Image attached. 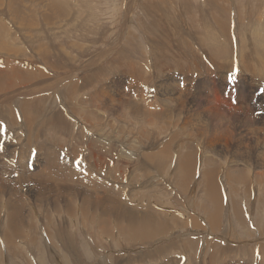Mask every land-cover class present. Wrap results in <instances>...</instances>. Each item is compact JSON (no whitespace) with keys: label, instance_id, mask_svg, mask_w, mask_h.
<instances>
[{"label":"bare ground","instance_id":"1","mask_svg":"<svg viewBox=\"0 0 264 264\" xmlns=\"http://www.w3.org/2000/svg\"><path fill=\"white\" fill-rule=\"evenodd\" d=\"M27 1H30V0H27ZM38 1H36L37 4L39 3ZM68 1L67 0H51L50 8L52 11L49 13H51V14L53 13V14L52 15L48 14V17H49V15L53 16L54 14H55L56 18H59L57 15H59L61 17L60 14H62V16H63L64 13L68 12L67 9H69V8H67L68 4H66V2H68ZM73 2H75V1H73ZM73 2L71 4H73ZM126 2H124V3H126ZM157 2H159V3H156L154 1L150 2L149 4L147 3V5L144 7V10H146L145 11L146 22L150 23V25H153V28H151L152 30L150 28H148L149 30L146 29L147 33L144 31L147 34L146 38L148 40H150L149 38H151V37L148 36L149 33H154L153 34L154 38H157L160 41V39L162 38V30H161L162 28H159V26L162 25L161 21L163 22V19H164V22H166L167 20H169L171 18L173 21H171L168 24L170 29L168 31H166V32H168V34L170 33L172 35V37H174V40H173L171 45L183 44L180 34H182L186 37L188 36L189 38H191V35L189 34V32L184 30V28L182 27V24L178 21L180 14L176 9L177 7H175L176 5L175 6H166V5L163 6V4H162L163 1L161 2V0H157ZM189 2H190L189 0H183V2L181 4V12L185 11V10H190L189 6H191V4H189ZM219 2H221V0ZM31 3H32V1H31ZM121 3H122V1H121ZM124 3H123V5H124ZM172 3H174V2H172ZM216 3L218 4L217 1H216ZM221 3H223V2H221ZM25 4H29V3L26 2ZM25 4H24L23 0H0V41H1L0 42V51H1V53H3L2 51H4L6 53V54H4L5 56H7L8 53H9V55L11 53H13V54L17 53L19 51V48H20L19 47L20 42L19 43L17 42L19 44L18 45L13 40L12 42H14V44H16V45H13L11 43V41L9 42L10 39L6 38L7 33H9V31H8L9 27L7 29V25H6L7 22L5 20L7 17L5 18L4 16L8 15L11 18V23L13 25H16L18 29H22V30L23 29H29V27L32 25V23L30 24V20L24 18V17H26L25 13L29 12L28 11L29 7H27V5H25ZM75 4H73V5H75ZM77 4H78V2H77ZM223 4H221V6ZM30 6H31V4H30ZM131 6H133V5H131ZM215 6H217V5H215ZM219 6H220V4H219ZM219 6H217L216 9ZM25 7H27V8H25ZM35 7H37V6L34 5V7H33L34 10H35ZM121 8H122V6H121ZM25 9H28V10H25ZM77 9L75 10V8H74V10L77 12V14H79L81 11L77 10ZM224 9H226V8H224ZM32 10H30V16L32 14L31 13ZM36 11L39 13V9H37ZM73 12L74 11H72L71 13L73 14ZM34 13L35 12H33V14ZM56 13H57V15H56ZM123 13L125 14L126 12H123ZM220 13H223V12L220 11ZM183 14H185V12ZM218 14H219V12H218ZM65 15H67V14H64V18L66 17ZM185 15H187V14H185ZM35 16L37 17L38 15H35ZM35 16L33 15L32 17H35ZM89 16H90V14H89ZM89 16H87V17H89ZM142 16H143V14H142ZM224 16H225V14L223 15V18H224ZM44 17H47V15L42 16L41 19ZM70 17H72V16L70 15ZM52 18H54V17H52ZM182 18L184 19L183 16L181 17V19ZM203 18H205L204 14H203ZM253 18H255V17H253ZM30 19H32V18H30ZM61 19H63V18L61 17ZM248 19H250V18H248ZM252 19H250V20H252ZM256 19H257V17H256ZM42 20L45 21L46 19L44 18ZM42 20H40V21H42ZM67 20H68V17H67ZM69 20H68V22H70ZM245 21H247V20L245 19ZM254 21H256V20H254ZM254 21H253V23H254ZM74 22H73V24H74ZM123 23H125V22H123ZM190 23H192V22H190ZM253 23L252 24L247 23V25L241 26V29H242L241 32L242 33H239V34H241L240 38L238 40L239 45H235L232 42L233 35L229 31L231 24H229V27L227 30V25L221 23L220 24V30H218L216 28V21L210 22V21L205 20L206 27L211 29V30L212 29L217 30L218 33H220L224 39L219 41V42L212 44V49L209 48L208 53H201L200 57H194L193 55L189 54L192 61L190 63H187V61H186L184 66L182 65L183 63H182L181 58H180L181 62L180 61H178V62H180L182 64H181V67L179 66L177 68L179 69V72H182V73L186 72V75H180L182 77L185 76V78L181 79V78H179V75L174 76L173 74H171V75L167 74V76H170V78H169L170 84L172 82H175V81H177V82H176V84H174V87L171 90L167 91L168 90L167 89V90H165L167 92H163V93L162 92L160 93L157 91V89L161 90L160 85L162 82H159V83L157 82L155 84V81H157L159 75H161L159 73L163 74V71L161 70L157 73V76H158L156 78L157 80H155L152 84H150L151 81L150 82L148 81L149 84H147V82L145 83V80H144V82H142L143 81L142 78H144V76L141 77V75H142L141 73L143 71L142 69H144L145 67L143 68V66H142V69H140L142 71L140 73L139 72L140 70H138V68H137V62H139V61L136 62L135 59H137V58H134L133 53H132V51L134 49L132 50L131 47H133V46L127 47V49L124 51L120 50L119 53L116 52V54L118 53V56L116 57V59L113 58L114 61H112V62L113 63L116 62L117 64H111V65H115L118 67L122 66V68H123L122 71H125L127 73V75L129 76V79H126L124 81L121 80V86L122 87L124 86V85H122V83L125 84V87H123L122 90L119 91L117 88L114 90L117 92L116 94H117L118 98L114 97L115 94L114 95L108 94L107 93V86H104L103 83H101L102 84L101 85L100 82H98L100 84L99 87L97 84H95V86H97L98 88L93 89V91H89L88 90V86H90L89 81L88 82L73 81V80H71V78H69L70 75H64V76H59V77L56 76V77L48 78L47 73L44 71V66L43 67L36 66V67L32 68V67H30V64L27 63V61H24V59L16 58V57H19L20 54L17 56L16 55H11V56L8 55L9 57L8 56L3 57V54H2L1 55L2 58L0 57V120H1L0 121V129L2 130V128H6L5 133L7 134L6 136H8V139H6L4 136L5 140L0 141V157H5V161L10 160L9 164L11 167H12V165H11L12 161H13V165H15V162L17 163L16 168L18 169V172H19V177H20L19 179L22 178L21 180H23V178H25L28 180L27 182H29V181H31L30 179L32 178L33 179L32 182L35 180V182L38 186L41 185V186H39L40 189L43 187H45V188H43V190H38L37 192H35V190L33 191L31 188H28L27 186L26 187L28 189H21L20 188V186H22V183L20 182L21 180L19 181V183L17 182V184H19L18 187H15V184L10 185L12 181H10L9 185L6 184V183H9L7 181L11 180L10 179L11 176L9 173H5V170L3 169L4 166L0 164V250H1V252L3 251V253H2L3 258L1 257L3 260L0 259V263L10 264V261L13 257H19L22 259L23 258L22 255H24V254H23V250L19 251L20 247L22 249L25 248L26 250L30 251L29 254H33L36 249L34 248V250H33L31 248L32 245H30V244L32 241L35 242L38 239H41V240L44 239L43 241L47 242V244L45 245V247H47V248H45L44 252H45L46 258L50 264H58L57 259L59 258V256L61 257V255H62L61 252L65 251L68 253V255H70V252L78 253V251H74L75 248L73 247V241H74L73 236H75L74 231L71 230V225L67 223V219H69V218L73 219L74 214L76 212H77V214L80 215L77 217V218L80 217V219H78L77 221H78V223L81 222L82 226H84V229H85V225L83 224V222L89 221L88 222L89 227H91V226L94 227L102 236L107 237L109 235L112 236L113 234H115V236H117L119 238L120 237L123 238L125 242L131 243V245L132 244L134 245L135 244L134 242H136V243H138V245H140L139 243L142 244L143 242L145 243L147 241L148 242L150 241L149 242V244H150L151 242H153V241H151V239L153 237H156V235H158V234H166L173 228L182 227L184 229L187 226H190L191 228H196V229H190V230L196 231L198 229V227H202L200 220L197 219L196 218L197 216L195 217L194 216L195 214L191 211L189 213H187L188 214L187 216H189V218L187 219V216L185 215L186 213L184 214L183 212H178V211L175 212L173 210L171 212H168V211L166 212V211H163V209H164V207H166V205L163 206V205H161L160 202H159L160 205H158L159 203L157 204L156 201L153 202L154 204L151 202V200L153 198L155 199L157 194L155 193V191L153 189L151 190L150 187H152L154 184L152 183V180H150L148 178V176L149 175H152V176L155 175L154 174L155 171H157V173L158 172L162 173L163 170L164 171L169 170L168 173L170 174V176L172 175L173 178L171 179L172 176L170 177L168 174L169 178L167 179L166 183L168 185H170L171 188H172V184L175 183L173 185L177 186V188L180 190V194L181 193L185 194V197H183V198H185V200H182L183 198L179 195V193H176L174 195V198L177 199L176 202H178V203L180 202L179 205H182L183 207H184V203H185L186 207L188 206L187 203L188 204L191 203V197H192L191 194L193 193L194 190L198 189V191L201 193V196L203 198L201 200V198L198 196L201 200V203H206L205 206L209 207V210L207 209L208 211L206 212V217H204L206 220L205 219L204 220L206 221V224H208V228L210 231L217 232L216 230L220 229L219 227H220V221L221 220L225 221V226L228 225L229 222H235V224H236L235 218L236 217H237V219L240 218L239 213H240L241 208H240V205L237 206V205L233 204L232 200H236V197L240 192L239 191L240 185L242 187V191H241L242 196H244V197H247V196L251 197L252 196V200H253V197L258 194V191L262 189L261 187L264 188V180H262V178L264 177V115L262 114L264 111V90L258 96V98L256 100V102H259L262 105V108L260 107V109H259V114L256 117L254 116L256 118L254 120V122L256 123V127L254 126L255 128L254 127L244 128L241 130L242 135L244 137H246L247 140L251 139V140L255 141L256 143H259L258 147L256 148L257 151L253 153L254 156L251 154L252 151L247 150L248 149V147H247L248 143H244V141L240 137H236L234 142H232L231 140H229L226 137L227 132H223V133L219 132V133H215V134H209L206 132L205 136L202 137L204 140L203 139L202 140L197 139V138L190 136V135H189V137L184 138V139H181V138L176 139V138H179L177 136V134H172L173 132L171 134L170 133L167 134L166 133L167 129H165L166 135L163 136L164 133L162 134V132H161L160 135H162V136H159L153 130H151L155 126L152 127V125H151L152 128L150 127L151 129H149V127L146 125L148 123H150L151 120H153V122H152L153 124H155V122L157 124V122L160 121V125L164 130V128L168 127L169 123L171 124L170 120L173 119L175 121V124L177 125V127H179V129H183V131L186 130V125L190 120L187 119L186 116L182 117V113H184V105L188 102L187 99L189 97H192V96L200 93L195 88L199 87L201 89V87H203L202 88L203 91H206L209 93L210 92L215 93L216 91L223 88V78H225L227 76H230V77L233 75L238 76V77L241 76L240 82L244 83L250 87V89L248 91H246L247 97H248V94L252 91V88H254L255 85L261 83V79H264V29H262L260 27V25H259V27H258V25L256 26L255 25L256 22L254 24ZM87 24H88V21H87ZM74 25L76 26V24H74ZM125 25L127 26V24H125ZM154 26L157 28H155ZM262 26H263V24H262ZM38 27L39 26H37V28ZM127 28H128V26H127ZM32 29H34V28H32ZM63 29H65V28H63ZM95 29H92V30H95ZM123 29H125V28H123ZM196 29H198V27ZM239 29H240V27H239ZM92 30H90V31H92ZM199 30L201 31V29H199ZM18 31L19 30H17L16 32H18ZM35 31H37V30H35ZM107 31H109V30H107ZM238 32H237V34H238ZM34 33H36V32H34ZM130 33H127V34L129 35ZM215 33L217 34V32H215ZM245 33H247V34H245ZM16 34H19V33H16ZM23 34H25V32ZM90 34H93V32H91ZM94 34H96V33H94ZM122 34H124V33L122 32ZM251 34L253 35V37L251 36ZM258 34L260 35L261 38H259ZM27 35H31V34L29 33ZM79 35H80V33H79ZM213 36L215 37V35H213ZM218 36H219V34H218ZM14 37L12 39H14ZM16 37H17V35H16ZM131 37L133 38L132 35L131 36L126 35L125 37L122 36L123 40H125L127 38H131ZM246 37H249V38H246ZM198 38H200V37H198ZM208 38H210V37L202 36L201 39L197 42L198 43L197 45L201 46V45L206 44L205 42L207 41ZM215 38L217 40V37H215ZM80 39H79V41H80ZM115 39H116V37H115ZM117 39H119V38H117ZM218 39H219V37H218ZM220 39H222V38H220ZM82 41H84V40H82ZM126 41L127 40H125V42ZM117 42H118V40H117ZM165 42H167V41H165ZM22 43H23V41H22ZM160 43H161V41H160ZM75 45H77V44H75ZM121 45H122V43H121ZM28 46L35 48L36 54L38 55V60H37L38 63H41L42 65L48 64L49 69H52V70L57 69L58 70V69H60L59 65H61V66L64 65L61 63L59 64L58 57H55L53 63H50L48 60L50 59L51 55L49 54L48 50L46 48H44L42 45H33L32 44V45H28ZM79 46L80 45L78 43V46L76 47L77 50H79L78 49V48H80ZM161 46L163 47V45H161V44L160 45H154V44L152 45L153 48H157V47H161ZM180 46H182V45H180ZM22 47H24V45ZM22 47L20 49L21 51L23 49ZM90 47H92V46H90ZM24 48H26V47H24ZM128 48H130V49H128ZM135 48L138 49V45L135 46ZM205 48H206V45H205ZM81 49H84V48L81 47L80 50ZM97 49H99V48H97ZM97 49H95V50H97ZM23 50L27 51V49H23ZM92 50H93L92 52L95 51L94 48ZM103 50H105V49H103ZM188 50H190V49H188ZM26 51L21 52V53H26ZM130 51H131V55H130ZM134 51L136 52L137 50H134ZM154 51H156V50H154ZM154 51H153V54H154ZM182 51H183V49H182ZM103 52L106 53V51H103ZM95 53H97V52H95ZM108 53H109V51H108ZM138 53H137L138 56H136V57H138V60H139V59H141L140 58L141 54L139 53L140 54V56H139ZM79 54H80V52H79ZM156 54H157V51H156ZM159 54H161V53H159ZM183 54L185 55V58H186L187 55L185 53H183ZM21 55H23V54H21ZM77 55H78V53H77ZM109 55H112L111 52L109 53ZM81 56L83 57V55H81ZM106 56L107 55H105L103 57L106 58ZM146 56L144 58H147ZM153 56L150 57V59H152ZM161 56H162V54H161ZM175 56H177V55H175ZM148 57H149V54H148ZM86 58H87V56H86ZM162 58H163V56H162ZM25 59H27V58L25 57ZM92 59L94 60V58H92ZM154 59H155V57H154ZM159 59H161V58H159ZM170 59H172V58H170ZM227 59H228V61H229V59L232 61L233 66L225 64ZM93 60H91L92 61L91 65L94 63ZM141 60L139 63L142 62ZM177 60H178V58H177ZM82 61H84V60H82ZM89 61H90V59H89ZM72 62H74V61L72 60ZM98 63L101 64L100 62H98ZM108 64H110L109 61H108ZM142 64H143V62H142ZM150 64H153V63H150ZM169 65H171V64H169ZM96 66H97V64H96ZM160 66H162V65H160ZM103 67L106 68V66H103ZM174 67L176 68V66H174ZM236 67H239L241 69L240 75L237 73ZM75 68H77V67H75ZM159 68H158V70H159ZM72 69H73V67H72ZM90 69H91V67H90ZM112 69H114V68H112ZM85 70L87 71V70H89V68L85 69ZM108 70H110V69H108ZM145 70H146V68H145ZM150 70L151 69H149V71ZM152 71H153V69H152ZM91 72H92V70H91ZM103 72L104 71H102V73ZM150 72H148V73L150 74ZM102 73H100V74H102ZM139 73H140L141 78L139 77ZM151 74H153V73L151 72ZM164 74L162 76H164ZM104 75H105V73H104ZM97 76H98V74H97ZM150 76L152 77V75H150ZM162 76H160V78ZM93 77L94 76H92L91 78L93 79ZM136 77H138V78H136ZM126 78H128V77H126ZM141 79H142V81H141ZM216 79H218V80H216ZM153 80H154V78H153ZM197 80H202V81L198 82ZM101 81H102V79H101ZM95 82H97V81L95 80ZM112 82H115V79L112 80ZM61 86H63V91L59 90V88ZM90 87H92V86H90ZM126 87H127V89H125ZM129 88H131L132 91H131V89L129 91L128 90ZM192 91H194L195 93ZM240 91L243 94L240 96L247 99L244 91L243 90H240ZM147 95H151V97H146ZM216 97H217V103L223 104L224 106H226L227 108H229L231 110L248 109L247 107L241 106V100L238 101L239 103L236 106H233V105L227 103L226 101H224L221 97H219V96H216ZM192 100H189V102ZM247 100L249 101V103H251V99H247ZM53 101L55 102L57 109H51V107H49L50 109L47 108V106L50 105L51 103H53ZM108 101L111 103L113 101H115V102L117 101L116 105H118V109L117 108H111L112 106L111 107L109 106ZM112 104H115V103L113 102ZM52 107H54V106H52ZM192 107L193 106L190 104V106L188 108L192 109ZM188 108H186V109H188ZM205 111L207 112V110H205ZM202 112H203V110H202ZM185 113H187V111H185ZM75 114L80 115V116L77 117ZM108 116L115 119V120L119 119L121 116H126L129 119H134L135 121L139 122L137 125H141V127L144 128L142 131V134L140 136V139H138V138L134 139L133 134H132V136L131 135L126 136V139H125L126 142L125 143L122 141H114L113 142L112 140H109L107 133L105 131V128H104V127H106ZM67 120H70L72 122V124H67L66 123ZM91 120L93 121V123L91 122ZM115 120H113V121H115ZM119 121H118V123H119ZM114 123H116V122H114ZM163 123H166V125H165L166 127L162 126ZM119 124H122V123L120 122ZM129 124H131V123H129ZM132 124H134V121ZM189 124H191V122ZM124 125L125 124H123V126ZM127 125H128V123H127ZM211 125H212V123H211ZM146 127H148V128H146ZM116 128H117V126H116ZM119 128H121L120 125H119ZM169 130H168V132H169ZM201 130H202V128H201ZM238 130H239V128H238ZM233 131H234L233 129L230 130V133H232ZM113 132H115V131H113ZM181 132L182 131H179L180 134H182ZM183 134H184V132H183ZM121 136L123 137V135H121ZM127 137L130 138L128 140L133 141V143H135V145H136L135 148L133 147L131 149L128 147L130 142L127 140ZM15 138L16 139L18 138V141H15L16 140ZM190 138H193L194 140L190 141L189 140ZM56 140L57 141H60V140L64 141L66 144H69V143L70 144L71 143L76 144L74 151H73V154L76 155V157H78L80 154H82V155L79 158H75V157L59 158L58 156L60 155L61 146L56 145ZM200 141H203V146L199 145L198 142H200ZM130 144H132V143H130ZM231 144H232V146H230ZM196 145L198 146L199 149H197ZM132 146H134V145H132ZM23 148L35 149L39 158H40V162H43V163H41L42 167H39L35 171H27V163H26L25 159L22 157V153H21V150ZM181 150H182V152H181ZM53 155L57 156V158L53 157ZM16 157H18V158L15 159ZM227 157H229V158H227ZM227 159H229V160H227ZM5 163H6L5 165L7 166L8 163L7 162H5ZM223 163L226 165V168L224 171H223V167H221V165ZM43 164L45 166H43ZM126 169H128V171L129 170L137 171V172L143 171V173H144V177H145L144 179L147 182H143V184L141 183V185H139V187H137V190H144L145 189L146 191L149 190L150 192H147L146 194L144 193V195H141V196H140V194L142 192H137V194L135 195L136 196L135 199H137V200L142 199L143 201L144 200L146 201L147 199L150 200V202L148 204H145V210H137V208H140L142 206L138 205L136 202H135L136 204L134 203L132 205V207H134V208L123 207V206H120L118 204H117L118 205L117 206L116 203H114V201H109V200H111L109 197H108L109 200H107V196L104 197L105 194L107 192L109 194V191H112V189L118 190V194L121 197L122 196H126V197L129 196V195L127 196L124 192L119 190L120 189L119 185L121 187H125V186H122L121 183L118 184V181H116V180H115L116 182L115 181H109V179L106 177L107 175L112 173V174L116 175V178L122 179V178H124V174H125L124 171ZM132 173L134 174V172H132ZM3 174H5L6 176H4ZM248 175H249V179L247 178ZM155 177H156V175H155ZM5 179H7V180L5 181ZM42 180L44 181L43 184H42ZM45 181H47V182L53 181V182L63 183V185L58 186L60 184H57V185L53 184V185L48 186V184H44ZM75 182H77V183H75ZM71 183H73V185L74 184H79V185L81 184L84 187L85 186L90 187L91 190L94 191V193L85 192V191H82L81 189L79 190V189H77L78 187L74 188V187H72ZM224 183H225L224 186H226V184H227L228 187H230L229 192L227 191L225 194V196H227V197H229L231 194V196L228 198L229 204L224 203L223 192L221 193V188H222ZM234 184H238V187L234 186ZM188 185L190 186L189 195L187 192H184L186 190L185 188H187V187L189 188ZM35 187H37V186H35ZM167 187L169 188V186H167ZM164 188H165V186H164ZM47 189H50V190L53 189L52 191L54 192V195H47L46 193L52 192V191H49ZM160 190H163V189H160ZM160 190H158V191H160ZM146 191H143V192H146ZM255 192H257V193H255ZM114 193H115V191H114ZM99 194H103L104 196H102V195L100 196ZM195 194H193V195H195ZM198 195H199V193H198ZM180 198H182V199L180 200ZM126 200L128 201L127 198H126ZM126 200H124V201H126ZM193 202H194V200H193ZM260 202H262V201H260ZM163 204H165V203L163 202ZM192 204H193L192 207L194 208L195 202ZM190 206H191V204H190ZM186 207H184V208H186ZM192 207H189V208L192 209ZM40 208H42V210H43L42 216H44V218L46 219V221H45L46 227L45 226L43 227L42 225L39 224L40 225V230H39L37 225H34L35 223L34 224L31 223L30 219L32 217H34V214H35L34 210H36L38 212L40 210ZM184 208H182V209H184ZM61 210L63 212V216L61 215L62 214ZM193 210L194 209H192V211ZM261 212H263V211H261ZM37 215H39V214H37ZM221 216H223L222 219H221ZM232 216H235V218H233ZM36 218H38V217H36ZM39 220H38V222H39ZM48 221H50V223H52L51 226L48 225V223H49ZM238 221H241L243 224V221L241 219H238ZM32 222H33V218H32ZM89 223H92V224H89ZM203 224L205 225L204 221H203ZM204 225H203V227L206 228L207 225L206 226H204ZM79 227H81V226H79ZM42 229H44V232H42ZM202 229H204V228H202ZM85 231H86V233L89 232V231L87 232L86 229H85ZM85 231H83V233ZM174 231H176V230H174ZM93 232H92V234H93ZM190 232H192V231H190ZM86 233H84V234H86ZM250 233H252V232H250ZM218 234L220 235V233H218ZM40 235H43V237H42L43 239L40 237ZM95 235H97V234H95ZM180 235L181 234H179V236ZM83 237L85 238L86 236H83ZM25 238H27V240ZM90 238H92V237H90ZM86 239H85V241H86ZM88 239H89V236H88ZM107 239L108 238H106V240ZM157 239H158V237H157ZM195 239L188 240L187 241L188 243L185 241L180 242V245L186 249L187 248L196 249L197 245L199 244L198 243L199 239H198V237ZM96 240H99V239H96ZM103 240H104V238H103ZM111 240H112V238H111ZM111 240L109 241V239H108L109 243L111 242ZM159 240L158 241L156 240V242H153V244L151 243L152 245H151V247H149V249L146 253L141 254L140 252H144V250L139 252L138 248H137V251L140 254H137L135 256H129V254H128V256L122 258L123 260H120L121 257H119L120 255L118 254L119 256L117 255V257L115 255L114 263L113 262H111V263L112 264H135V263L137 264V262H138L139 264H150L154 261L159 260L160 261L159 264H183V262H182L183 260L180 257H176L174 255L175 257L171 258L168 255L170 252H172V249L173 250L175 249L174 247L177 243L176 244L167 243V244L160 245ZM176 240L177 239H175V241ZM213 240H212V242H213ZM125 242H124V244H125ZM36 243H34V244H36ZM79 243H80V241H79ZM214 243H215V240H214ZM41 244L44 245V243H41ZM85 244L86 243H84V245ZM95 244H97V243H95ZM106 244L104 242V245H106ZM145 244H147V243H145ZM234 244H235V242H234ZM126 245H127V243H126ZM229 245L232 246L231 243ZM88 246H90V245L88 244ZM97 246H99V244ZM97 246H95L96 250H97ZM233 246H234L233 250L236 251V253H238V255H239V251L244 252L246 242H245V244L244 243H236ZM75 247H76V245H75ZM81 247H82V245H81ZM60 248H62V249L60 250ZM88 248H90V247H88ZM118 248H120V247H118ZM229 248H231V247H229ZM258 248H260V250H262V253H264V246L259 245ZM103 249L106 250L105 248H103ZM122 249H123V247H122ZM130 249L133 250V248L129 247V250ZM89 251L91 252L92 250L89 249ZM108 251H110V250H108ZM217 251L219 252V254L218 253L215 254L213 252L209 255V259H207L209 264H216L219 257L223 256L224 251H220V249H218ZM112 252H110V253H112ZM117 252L120 253L121 251H117ZM117 252H116V254H117ZM136 252H135V254H136ZM181 252H182V250H181ZM79 254H80V252H79ZM121 254L123 256V253H121ZM105 255H106V253H105ZM132 255H133V253H132ZM184 255H185V253H184ZM0 256H1V254H0ZM106 256H101V258H99V259L97 258V260L101 264H104L107 262V260L109 261V259H107L108 257H106ZM113 256L114 255H112L110 257L113 258ZM166 256H169V257L167 258ZM249 256H251V255H249ZM234 257H235V255H234ZM261 259H259L258 261H253L254 259L248 260V263H244V264H263L264 261L262 262ZM97 260H96V262H97ZM262 260H264V257ZM18 261H19V259H18ZM25 261L27 262V260H25ZM61 261L59 260V262H61ZM73 261L76 263L77 260L75 261V259H73ZM140 261L142 263H140ZM203 261H205V260H203ZM249 261H251V262H249ZM24 262L22 261V263H24ZM91 262H92V260H91ZM99 262H97V263H99ZM19 263H21V262H19ZM61 263H59V264H61ZM67 264H68V262H67Z\"/></svg>","mask_w":264,"mask_h":264},{"label":"rangeland","instance_id":"2","mask_svg":"<svg viewBox=\"0 0 264 264\" xmlns=\"http://www.w3.org/2000/svg\"><path fill=\"white\" fill-rule=\"evenodd\" d=\"M31 1H32L33 4L31 3ZM34 1L33 0H30V1L23 0L24 4L26 2L29 3V4H25V5H27V7H29V10L28 9H25V10H28L29 12L26 11L27 12V13H25L26 14V17H24V18L30 20V24L32 23V25H33V26L31 25L32 27L30 26L31 28L29 27V29H23V30L22 29H18L16 25H13L11 23V18L8 15H5L4 16L5 18L7 17L6 19L3 17L6 20V22H7V24H6L7 25V29L9 27V30H8L9 33H7L6 38L7 39H10L9 42L11 41V43L13 45H16V44H18L20 42L19 43L20 45L18 44L19 47H20L19 48V51L17 53H14V54L11 53L10 55L8 53V55L9 56H11V55H16L17 56V55L20 54V56L19 57H16V58L24 59V61H27V63H29L30 64V67H32V68L33 67H36V66H39V67H43L44 66V71L47 73V77L48 78L56 77V76L59 77V76H64V75H70L69 78H71V80H73V81H77V82H79V81L80 82L81 81L88 82L89 81L90 82L89 85L92 86V87L88 86V90L89 91H93V89L98 88L99 85L101 83H103L104 86H107V93L110 94V95H114L115 94V96H114L115 98H118V96L116 94L117 92L114 91V90L117 88L120 91V90L123 89V87H125V84H123V83H122V85H124V86L123 87L121 86V80L124 81L126 79H129V76L127 75V73L125 71H122V69H123L122 66H119L118 67V66H115V65H111V64H117L116 62L113 63L112 61H114V59H116V57L118 56V53H119L120 50L121 51L122 50L124 51V50L127 49V47L133 46V47H131V49L132 50L133 49L134 50H137L141 54V56H140V54L136 51L139 54L140 58L142 59V60L141 59L138 60V57H136V56H138L137 53L134 50L133 51L131 50L132 53H133L134 58H137V59H135L136 62L137 61L140 62V60L143 62V64H142V62L141 63L137 62V68H138V70L142 69V66H143V68L144 67L146 68V70L144 68V69H142L143 71L142 70L139 71L140 73L142 71L141 77L144 76V78H142L143 81L141 79L142 82H144V80H145V83L147 82V84H149V82L151 81L150 84H152L155 80H157L156 79L158 77L157 76V73L162 70L163 71V74L164 73L165 74H164V76H162L163 74L162 73H159L161 75H159L158 80L155 81V84L157 82L158 83L159 82H162L161 85H160L161 90L160 89H157V91L160 92V93L161 92L163 93V92H167V91L171 90L174 87V84H176V82H177V81H175V82H172L170 84L169 83L170 76H167V74H169V75L173 74L174 76L179 75V78H181V79L182 78H185V76L182 77L180 75H186V72L185 73L179 72V69L177 67H179V66L181 67V64L182 63H183L182 65L184 66L185 63H186V61H187V63H190L192 61L191 58H190V56H189V54L190 55H193L194 57H200L201 56V53H208L209 52L208 51L209 48L212 49V44H214L216 42H219V41H221V40L224 39L223 36L220 33H218L217 30H214V29L211 30V29L207 28L206 25H205V20L210 21V22L211 21H216V28L218 30H220V24L221 23L227 25V30H228L229 24H231V26L229 28L230 29L229 31L233 35L232 42L235 45H239L238 40H239L240 35H241L239 33H242L241 32L242 31V29H241V26L242 25H247V23L252 24L253 21L256 20V21H254V23L256 22L255 25L256 26L258 25V27L260 25V27L262 29H264V23H263L264 22V0H221V2H223L224 4L221 3V2H219L220 0H189L190 1L189 4H191V6H189L190 7V10H185V11H182V12H181V4H182L183 0H174V1L173 0L172 1L171 0H168V1L167 0H161V2L163 1L162 2L163 6H165V5L166 6H175L176 5L175 7H177L176 9H177V11L180 14L179 15V18H178V21L182 24V27L184 28V30L188 31L189 34L191 35V38H189L188 36L186 37V36L180 34V36L182 38V43H183V44H180V45H182V46H180V45H171L172 42H173V40H174V37H172V35L170 33L168 34V32H166V31H168L170 29L168 24L171 21H173L172 18L169 19V20H167L166 22H164V19H163V22L161 21V24L162 25L159 26V28H162L161 29L162 30V38H161L162 40L160 39L161 43H160L159 39L154 38V36H153L154 33H149L148 36L151 37V38H149L150 40H148L146 38L147 37V34H146L147 31H146V29L149 30L148 28H150V29L153 28V25H150V23L146 22V15H145V11L146 10H144V7L147 5V3L149 4L150 2H153V1L156 2V3H159V2H157V0H136V1L135 0H124V1L123 0H69V1L67 0L69 3L66 2V4H68L67 8H69V9H67L68 12L64 13V14H67V15H65L66 17L64 18V14H63V16H62V14H60L63 19H61V17L59 15H57V13H56V15L59 18H56L55 17V14L53 16H50L49 15L50 18L48 17V14H51L49 12L52 11L51 8H50V6H51V0H39V1L38 0H34ZM36 1H38L40 4L39 3L37 4ZM73 1H75V2H73ZM121 1H122V3H121ZM216 1L218 2V4L216 3ZM72 2H73V4H75V3L76 4L73 5V4H71ZM77 2H78V4H77ZM124 2H126V3H124ZM172 2H174V3H172ZM123 3H124V5H123ZM30 4H31V6H30ZM219 4H220V6H219ZM221 4H223V5L221 6ZM34 5L38 7V8L35 7V10L33 8ZM131 5H133V6H131ZM215 5H217L219 7L216 9L217 6H215ZM121 6H122V8H121ZM27 7H25V8H27ZM73 7L75 8V10L78 8L77 10H80L81 12L79 11L80 13L77 14V12L74 10ZM224 8H226V9H224ZM37 9H39V13L36 11ZM30 10H32V12H31L32 14H33V12H35L33 14L34 16L35 15H38V16L37 17L35 16L36 18L35 17H32L33 16L32 14L30 16ZM72 11H74L73 12L74 15L71 13ZM220 11L223 12V13H220ZM123 12H126V13L124 14ZM184 12L187 15L183 14ZM218 12H219V14H218ZM89 14H90V16H89ZM142 14H143V16H142ZM203 14H204V17L205 18H203ZM224 14H225V16L223 18V15ZM46 15H47V17H44L46 20L45 21L42 20L44 18L41 19V17L42 16H46ZM70 15L72 17H70ZM87 16H89V17H87ZM182 16L184 17V19L183 18L181 19ZM52 17H54V18H52ZM67 17H68V20L70 19L69 20L70 22H68ZM253 17H255V18H253ZM256 17H257V19H256ZM30 18H32V19H30ZM248 18H250V19L253 18L254 20L252 19L253 20L252 21V20H250ZM245 19L247 21H245ZM40 20H42V21H40ZM87 21H88V24L90 26L87 24ZM73 22H74V24H76V26L73 24ZM123 22H125V23H123ZM190 22H192V23H190ZM238 23L239 24L241 23V24L239 25ZM125 24H127L128 28H127V26ZM262 24H263V26H262ZM37 26H39L38 27L39 29L37 28ZM197 27H198V29H196ZM239 27H240V29H239ZM32 28H34V29H32ZM63 28H65V29H63ZM123 28H125V29L127 28V29L125 30ZM155 28H157V27H155ZM92 29H95V30H92ZM199 29H201V31ZM17 30H19V31L16 32ZM35 30H37V31H35ZM90 30H92V31H90ZM107 30H109V31H107ZM236 31L237 32L239 31L238 34H237ZM15 32L16 33H19V34H16ZM24 32H25V34H23ZM34 32H36V33H34ZM91 32H93V34H90ZM122 32L124 34H122ZM215 32H217V34ZM29 33L31 35H27ZM79 33H80V35H79ZM94 33H96V34H94ZM127 33H130V34L128 35ZM247 33H245V34H247ZM125 34L127 36H131L132 35L133 38L131 37V38L125 39V40H127L125 42V40H123V38H122V36L123 37L126 36ZM218 34H219V36H218ZM16 35H17V37H16ZM213 35H215V37H217V40H216V38ZM202 36H206V37H210V38L207 39V41L205 42L206 44L201 45V46L200 45H197L198 44L197 42L201 39ZM251 36L253 37L252 34H251ZM13 37H14V39H12ZM97 37L98 38L100 37V38L98 39ZM115 37H116V39H115ZM198 37H200V38H198ZM218 37H219V39H218ZM80 38L82 40H84V41H82ZM117 38H119V39H117ZM220 38H222V39H220ZM246 38H249V37H246ZM259 38H261L260 35H259ZM79 39H80V41H79ZM13 40L15 41L16 44H14V42H12ZM117 40H118V42H117ZM22 41H23L24 44L22 43ZM165 41H167V42H165ZM78 43L80 45L79 46L80 48L81 47L84 48V49H81L82 51L80 50V48H78L79 50H77L76 47L78 46ZM121 43H122V45H121ZM152 43L154 45H160L161 44V45H163V47L161 46V47L153 48L152 47V45H153ZM32 44L33 45H42L44 48H46L48 50L49 54L51 55L50 59L48 60L50 63H53L54 58L55 57H58L59 64L61 63V64H64V65H62V66L59 65L60 66V69H58V70L57 69L52 70V69H49L48 68V64L42 65L41 63H38V61H37L38 60V55L36 54L35 48L28 46V45H32ZM75 44H77V45H75ZM23 45L26 48L22 47ZM89 45L92 46V47H90ZM137 45H138V49H136L137 47L135 48V46H137ZM205 45H206V48H205ZM21 47L23 49H27V51L26 50H23V49L21 51L20 50ZM93 48H94V50L97 49V48H99V49H97L94 52H92L93 51L92 50ZM103 49H105V50H103ZM128 49H130V48H128ZM182 49H183V51H182ZM188 49H190V50H188ZM102 50L103 51H106V53L103 52ZM154 50L157 51V54L158 55L156 54V51H154ZM20 51L21 52H25L26 51V53H21ZM108 51H109V53L111 52L112 55H109ZM131 51H130V55H131ZM153 51H154V54H153ZM2 52L3 53H1V51H0V53H1L0 54V57H1L2 54H3V57H7L8 56V55L7 56L4 55V54H6L4 51H2ZM79 52H80V54H79ZM95 52H97V53H95ZM116 52H118V53L116 54ZM182 52L187 55L186 58H185V55ZM77 53H78V55H77ZM159 53L162 54L163 58H162L161 54H159ZM173 53L175 55H177L178 57L175 56ZM21 54H23V55H21ZM148 54H149V57H148ZM81 55H83V57ZM105 55H107L106 58L103 57ZM86 56H87V58H86ZM145 56L147 58H144ZM152 56H153V58L150 59V57H152ZM25 57L28 60L25 59ZM154 57H155V59H154ZM176 57L178 58V60H177ZM88 58L90 59V61H89ZM92 58H94V60ZM159 58H161V59H159ZM170 58H172V59H170ZM180 58H181L182 63H180L181 62L180 61ZM72 60L74 62H72ZM80 60L81 61L84 60V61L81 62ZM91 60H93L95 64L93 63L91 65V63H92ZM166 60L167 61L169 60V61L167 62ZM108 61H109L110 64H108ZM178 61H180V62H178ZM98 62H100L101 64H99ZM150 63H153V64H150ZM96 64H97L98 67L96 66ZM169 64H171V65H169ZM225 64L233 66V63H232V61L230 59H229V61L227 59V61L225 62ZM160 65H162V66H160ZM103 66H106V68L103 67ZM174 66H176V68ZM72 67H73V69H72ZM75 67H77V68H75ZM90 67H91V69H90ZM111 67L114 68V69H112ZM88 68H89V70L86 71L85 69H88ZM158 68H159V70H158ZM236 68H237V73L240 75L241 74V69L239 67H236ZM108 69H110V70H108ZM149 69H151L150 71L153 74H151V72L149 71ZM152 69H153V71H152ZM91 70H92L93 73L91 72ZM102 71H104V72L102 73ZM148 72H150V74ZM100 73H102V74H100ZM104 73H105V75H104ZM140 73H139V77H140ZM97 74H98V76H97ZM150 75H152V77L154 78V80H153V78ZM92 76H94L93 77L94 80L91 78ZM160 76H162L161 77L162 79L160 78ZM126 77H128V78H126ZM229 77L230 76H227V77L223 78V88L220 89V90H218V91H216L215 93L214 92H210L209 93V92L203 91V89H202L203 87H201V89L199 87H196L195 88L200 93L199 94H196V95H194L192 97H189L190 99L189 98L187 99V101H188L186 103L187 105L186 104L184 105V113H182V117H185L186 116L187 119L190 120L187 123V125H186V130L183 131V129H179V127H177V125L175 124V121L173 119L170 120L171 124L169 123L168 127L165 126L166 123H163L162 124L163 127H166V128H164V130H163V128L160 125V121L157 122L158 125L156 124V122H155V124H153L152 123L153 120H151L150 123H148V124L145 122L147 124L146 126H148L149 129H151L152 127L155 126L151 130H153L159 136H162V135H160L161 132H162V134L164 133L163 136L166 135L165 134V132H166L165 129H167V132H166L167 134H169V133L171 134L172 132H173L172 134H177V136L179 138H176V139H180V138L181 139H184V138L189 137V135H190V136H193V137H195L197 139L202 140L203 139L202 137L205 136V133L206 132L209 133V134H215V133H219V132H221V133L227 132L226 133V137L229 140H231L232 142H234V140H235L236 137H240L244 141V143H248L247 144V147H248L247 150L248 151L249 150L252 151L251 154L254 156L253 153L257 151L256 148L258 147V144L259 143H256L255 141H253L251 139L250 140H247V138L242 135L241 130L244 129V128H252L254 126L256 127V123L254 122V120L256 119L255 117L259 114L260 107L262 108L261 103L256 102V100H257L258 96L262 93V91L264 90V79H261V83L255 85L254 88H252V91L248 94V97H247V92L246 91H248L250 89V87L247 86L246 84L240 82V77L241 76L240 77L235 76V84H233V83L230 82ZM136 78H138V77H136ZM148 78L149 79L151 78V79L149 80ZM101 79H102V81H101ZM114 79H115V82H112V80H114ZM95 80L97 82H95ZM216 80H218V79H216ZM197 81L199 82V81H202V80H197ZM98 82H100V84ZM95 84H97L98 87L95 86ZM125 89H127V87ZM130 89L131 88H129L128 90L130 91ZM59 90L60 91H63V86H61L59 88ZM165 90H167V91H165ZM240 90H243L244 91V93L246 94L247 99H251V103H249V101L246 98L240 96V95H243ZM131 91H132V89H131ZM192 92H194V91H192ZM216 96L221 97L224 101H226L227 103H229V104H231L233 106H236L239 103L238 101L241 100V106L247 107L248 109L231 110V109L227 108L226 106H224L223 104L217 103V97ZM146 97H151V95H147ZM189 100H192V101L189 102ZM113 102L115 104H112ZM113 102L111 103V102L108 101L109 106L110 107L112 106L111 108H117L118 109V105H116L117 104L116 103L117 101L116 102L113 101ZM53 103H51L50 105H48L47 108L51 107V109H57L56 104H55L54 101H53ZM190 104L193 106L192 109L191 108H188L190 106ZM52 106H54V107H52ZM186 108H188V109H186ZM202 110H203V112H202ZM205 110H207V112ZM185 111H187V113H185ZM262 114L264 115V111H263ZM76 116L78 117L80 115H76ZM113 120H115V119H113V118H111V117L108 116L107 117L106 127H104L109 140H112L113 142L114 141H122V142L125 143L126 142L125 141L126 136L127 135L128 136H130V135L132 136V134H133L134 139H136V138L140 139V136H141L142 131H143L144 128L141 127V125H137L139 122L135 121L134 119H129L126 116H121L119 119H116L117 121L116 120L113 121ZM118 121H119V123L121 122L122 124H119ZM133 121H134V124H132ZM91 122L93 123L92 120H91ZM114 122H116V123H114ZM190 122H191V124H189ZM66 123L67 124H72V122L70 120H67ZM127 123H128V125H127ZM129 123H131L132 125L129 124ZM211 123H212V125H211ZM123 124H125L126 126L124 125L125 126L124 127ZM119 125H120L121 128H119ZM151 125H152V127H151ZM116 126H117V128H116ZM148 127H146V128H148ZM201 128H202L203 131L201 130ZM238 128H239V130H238ZM111 129L113 131H115V132H113ZM232 129L234 131L232 133H230V130H232ZM168 130H169V132H168ZM5 131H6V128H2V130L0 129V139H1L0 141L5 140V138L8 139V136H6L7 134L5 133ZM179 131H182L181 132L182 134H180ZM183 132H184V134H183ZM121 135H123V137ZM4 136H5V138H4ZM128 139H130V138L127 137V140ZM189 140L190 141H193L194 139L193 138H190ZM15 141H18V138ZM60 141H57L56 140V145L61 146V148H60V155L58 156L59 158H63V157H75V158H79L82 155V154H80L78 157H76V155L73 154V151H74V148H75V145L76 144H72V143L71 144L70 143L69 144H66L64 141H61V142ZM128 141L130 143H132V144L129 143V145H128L129 148L132 149L133 147L134 148L136 147V145H135V143H133V141H130V140H128ZM198 143H199V145L203 146V141H200ZM132 145H134V146H132ZM230 146H232V144ZM196 147H197V149H199L197 145H196ZM181 152H182V150H181ZM21 153H22V157L25 159V161L27 163V171H35L39 167H42L41 166V163H43V162H40V158H39V156H38V154H37V152H36L35 149H32V148H23L21 150ZM53 157L57 158V156H55V155H53ZM17 158L18 157H16L15 159H17ZM227 158H229V157H227ZM227 160H229V159H227ZM4 161H5V157H0V164L4 166L3 169L5 170V173H9L10 176H11L10 177L11 180L7 181L9 183H6V184L9 185L10 184V181H12L10 185H14L15 184V187H18L19 184H17V182L19 183V181L22 178L19 179L20 178L19 177V172H18V169L16 168L17 167V163L15 162V165H13V161H12L11 162L12 167H11L10 164H9L10 163V160H6L5 161V162L8 163L7 166L5 165L6 163ZM43 166H45V165L43 164ZM221 167H223V171H224L225 168H226V165L223 163L221 165ZM130 171L131 170L128 171V169H126L124 171L125 172L124 178H122V179L121 178H116V175L115 174H112V173H110L109 175L106 176L109 179V181H115L116 180V181H118V184L121 183L122 186H125V187H121L119 185V188H120L119 190H121L122 192H124L127 196L129 195L128 197H126V196H122L121 197L118 194V190H114V189H112V191H109V194L107 192L105 194V196L103 194H99V195L100 196L102 195L104 197L107 196V200H109L108 199V197H109L111 199L109 201H114V203H116V205L118 204V205L123 206V207H131V208H134V207H132V205L136 202L138 205L142 206L140 208H137V210H145V204H148L150 202V200L147 199L148 201L147 200L146 201L145 200L143 201L142 199H140L141 200L140 201L139 199L138 200L135 199V197H136L135 195L137 194V192H142L140 194V196L141 195H144V193L146 194L147 192H150L149 190L146 191L145 189L144 190H137V187H139V185H141V183L143 184V182H147L144 179L145 178L144 177V173H143V171H139V170H138L139 172H137V171H131L130 172ZM132 172H134V174ZM168 172H169V170H165V171L163 170L162 173L161 172H158L157 173V171H155L154 174L156 175V177H155V175H153V176L152 175H149L148 176V178L150 180H152V183L155 185L154 186L152 184L153 185L152 186L153 188L152 187H150V188H151V190L153 189L155 191V193L157 194L156 197H155V199L153 198L151 200V202L153 203L154 201H156L157 204L160 202L161 205H163V206L166 205V207H164V209H163V211H166V212L167 211L168 212H171L173 210L175 212L178 211V212H183L184 214L186 213L185 215L187 216L188 215L187 213H189L191 211V212H193L195 214L194 216L195 217L197 216L196 218L200 220V223H201V226L202 227H198V229L196 231L190 230V229H196V228H191L190 226H187L184 229L182 227L173 228V229H171L166 234H158V235H156V237H153L151 239V241L156 242V240L158 241L160 239L161 240V241L159 240V244L160 245L167 244V243H170V244L171 243L172 244H176L177 243L175 245V247H174L175 248L174 249L175 251L172 249V252H170L171 254L169 253L168 255L171 258L172 257H175V256L176 257H180L183 260L182 261L183 264H203V263L204 264H209V262L207 261V259H209V255L211 253H213V252L215 254H217V253L219 254V252L217 251L218 249H220V251H224V253H223V256L219 257V259L217 260L216 264H244V263H248V260H253L254 259L253 261H258L261 258L263 259L264 253H262V250H260V248H258L259 245L264 246V231H263L264 230V191H263L264 188L263 187H261L262 189L259 190L260 192L258 191V194L257 195L255 194L257 197L254 196L253 197V200H252V196L251 197H248V196L247 197H244V196H242V193H241L242 187L240 185V187H239L240 188V190H239L240 192H239V194L236 197V200L237 201L236 200H232V203L235 204V205H237V206L240 205V208H241L240 209V213H239L240 214V218H238V219H241L243 221V224H242L241 221H238L237 217L235 218V216H232L233 218L236 219V224L238 226L235 224V222H229L228 225L225 226V221L224 220H221L220 221V227H219L220 229L216 230L217 232H215V231L213 232V231H210L209 230L208 224H206V221H205L206 219L204 218V217H206V212L209 210V207H206L205 206L206 203H201V200L203 199L202 196H201V193L198 191L197 188H196L197 190H194L193 191V193L191 194L192 195V197H191V203H189V204L187 203V205H188L187 207L188 208L186 207L185 203H184V207H186V208H184L182 205H179L180 202L179 203L176 202L177 199L174 198V195L176 193H179V195L183 198V197H185V194L184 193H181L180 194V190L177 188V186H174L173 185L175 183L172 184V188L170 187V185H168L166 183L167 182V179L170 176V174ZM168 174H169V176H168ZM3 175L6 176L5 174H3ZM172 178H173V176L171 177V179ZM247 178L249 179V175L247 176ZM6 180L7 179H5V181ZM23 180L20 181L22 183V186H23V187L20 186L21 189L31 188L33 191L35 190V192H37L38 190H43V188H45V187H43V188L40 189L39 186H41V185L38 186L36 184L35 180L32 182V180H33L32 178L30 179L31 181H29V182H27L28 180L25 179V178H23ZM262 180H264V177L262 178ZM43 182L44 181L42 180V184H43ZM77 182H75V183H77ZM44 184H48V186L49 185H53V184L54 185L60 184L58 186L63 185V183H58V182H53V181H49V182L45 181ZM71 184H72V187H74V188H77L78 187L77 189H79V190L81 189L82 191H85V192L94 193V191H92L90 187H86V186L84 187L81 184L80 185L79 184H74L73 185V183H71ZM166 185L169 186V188ZM224 185H225V183L223 184V186L221 188V193L223 192V196H224L223 197L224 198L223 201H224L225 204H229L228 203L229 202V199L228 198L231 196V194H230L229 197L225 196V194H226L227 191L229 192V188L230 187H228L227 184H226V186H224ZM35 186H37V187H35ZM164 186H165V188H164ZM234 186L238 187V184H234ZM160 189H163V190H160ZM185 189L186 190L184 192H187L188 195H189L190 186H189V188L187 187ZM47 190L52 191L53 189H51V190L50 189H47ZM158 190H160V191H158ZM114 191H115V193H114ZM143 191H146V192H143ZM198 193H199V195H198ZM255 193H257V192H255ZM46 194L47 195H54V192L52 191V192H49V193H46ZM193 194H195V195H193ZM198 196L201 198V200H200V198ZM126 198L128 199V201L126 200ZM182 198H180V200ZM124 200H126V201H124ZM182 200H185V198H183ZM193 200L195 202L194 208L192 207V205H193L192 203H194ZM260 201H262V202H260ZM125 202L126 203L128 202V203L126 204ZM163 202L165 204H163ZM160 203L158 205H160ZM190 204H191V206H190ZM189 207H192V209H194V210L192 211V209L189 208ZM182 208H184L185 210L182 209ZM34 211H35V214H34V217H32L33 218V222H32V218L30 219L31 223L32 224L35 223L34 225H37V227H38L39 230H40V225H42L43 227L44 226L46 227V224H45L46 219L44 218V216H42V213H43L42 208H40V210L38 212L36 210H34ZM261 211H263V212H261ZM61 213L60 214L63 216L62 210H61ZM37 214H39V215H37ZM35 216L38 217V218H36ZM78 216H80V215L77 214V212H76L74 214L73 219L72 218H69V219L66 218L67 219V223L71 225V230L74 231V235L75 236H73V239H74V241H73V247L75 248L74 251H78V253H76V252H74V253L70 252V255H68V253L65 252V251L64 252H61V254H62L61 257L59 256V258L57 259L58 264L61 263L62 261H63L62 262L63 264H67V262H68V264H76V263L77 264H88V263L89 264L90 263L91 264L92 263L94 264L96 262L97 258L99 259V258H101V256H106V255H107L106 257H108L107 259H109V261L106 259L107 262L104 263V264H110L111 262L114 263L115 255L117 257V255L119 254L120 256L119 255L118 256L121 257L120 260H123L122 258L128 256V254H129V256H135V255L140 254V253L141 254L146 253L148 251L149 247H151V245L153 244V242H151L152 244L151 243L149 244L150 241L149 242L147 241V242H145L147 244H145L143 242L142 244L139 243L140 245H138V243L134 242L135 244L134 245L133 244L131 245V243L125 242L123 238H121V237L119 238V237L115 236V234H113L112 236L109 235L107 237L106 236H102L94 227H92V226L89 227V225H88V222L89 221L88 222H83V224L85 225V229L87 230V232L89 231L88 233H86V231L84 229V226H82V224H81L80 221H79L80 223H78V221H77L78 219H80V217L77 218ZM188 218H189V216H187V219ZM222 218H223V216H221V219ZM38 220H39V222H38ZM203 221H204L205 225L203 224ZM48 222H49L48 225L51 226L52 223H50V221H48ZM89 224H92V223H89ZM203 225L204 226L207 225V227L205 228V227H203ZM79 226H81L82 228L79 227ZM202 228H204V229H202ZM81 229L83 231H85L84 233H86V234H84ZM174 230H176V231H174ZM190 231H192V232H190ZM42 232H44V229H42ZM92 232H93V234H92ZM250 232H252V233H250ZM218 233H220V235ZM95 234H97V235H95ZM179 234H181L180 235L181 237L179 236ZM83 236H86V237L84 238ZM88 236H89V239H88ZM40 237L42 238L43 235H40ZM90 237H92V238H90ZM157 237H158V239H157ZM197 237L199 239V241H198L199 244L197 245L196 249H191V248H187L186 249V248H183L180 245V242H184V241L187 242L188 240L195 239ZM100 238L102 240L104 238V240L102 241ZM106 238H108L109 241L112 238L113 241L111 240V242L109 243L108 239L106 240ZM25 239L27 240V238H25ZM85 239H86V241H85ZM96 239H99V240H96ZM175 239H177V240L175 241ZM213 239L215 240V243H214V240ZM43 240L38 239L35 242H33V241L31 242V244H30V245H32L31 248L33 250H34V248L37 250V251L35 250L34 253H33L35 256L33 254H29L30 251L26 250L25 248L22 249L20 247L19 248V251L23 250V254H24V255H22L23 256V258H22L23 260L21 258H19V257H13L11 259V261H10V264H29V263L30 264H50L49 261L46 258L45 252H44L45 248H47V247H45V245L47 244V242L46 241L44 242ZM212 240H213V242H212ZM39 241L41 243H44V245L41 244ZM79 241H80V243H79ZM104 242H105V244L106 243L107 244L104 245ZM124 242H125V244H124ZM234 242H235V244L236 243H244L245 244V242H246V246H245L244 252H240L239 251V255H238V253H236V251L233 250L234 249L233 248L234 247L233 245H235ZM34 243H36L37 245L34 244ZM84 243H86V244L88 243L90 246H88V244L87 245L86 244L84 245ZM95 243H97V244H95ZM126 243H127V245H126ZM230 243H231L232 246L229 245ZM98 244H99V246H97ZM75 245H76V247H75ZM81 245H82V247H81ZM95 246H97V250H96V247ZM88 247H90V248H88ZM118 247H120V248H118ZM122 247H123V249H122ZM129 247L133 248V250L132 249L129 250ZM229 247H231V248H229ZM103 248H105L106 250H104ZM137 248H138V251L139 252L140 251H143V250H144V252H140L139 253L137 251ZM61 249L62 248H60V250ZM89 249L92 250L91 251L92 253L89 251ZM108 250H110V251H108ZM181 250H182V252H181ZM117 251H121V252L119 253ZM134 251L135 252L137 251L136 254H135ZM79 252H80V254H79ZM110 252H112V253H110ZM116 252H117V254H116ZM183 252L185 253V255H184ZM2 253H3V251L1 252V250H0V254H1L0 259L3 258ZM105 253H106V255H105ZM121 253H123V256H122ZM132 253H133V255H132ZM248 254L251 255V256H249ZM109 255L110 256L114 255V256L112 258ZM234 255H235V257H234ZM169 256H166V257L168 258ZM18 259H19V261H18ZM73 259H75V261L77 260L78 262L76 261V263H75L73 261ZM262 259H261V261L263 262L264 260H262ZM21 260L23 262L25 260H27V262L25 261L26 263L25 262L22 263ZM59 260L60 261L62 260V261L59 262ZM91 260H92V262H91ZM203 260H205V261H203ZM19 262H21V263H19ZM97 262H99V261L97 260ZM159 262L160 261L157 260V261H154L152 263L153 264H159ZM249 262H251V261H249ZM140 263H142V262L140 261ZM152 263H150V264H152ZM0 264H2V263H0ZM97 264H101V263L99 262ZM137 264H139V263L137 262Z\"/></svg>","mask_w":264,"mask_h":264},{"label":"snow or ice","instance_id":"3","mask_svg":"<svg viewBox=\"0 0 264 264\" xmlns=\"http://www.w3.org/2000/svg\"><path fill=\"white\" fill-rule=\"evenodd\" d=\"M229 80L231 83L235 84V76L234 75L229 77Z\"/></svg>","mask_w":264,"mask_h":264}]
</instances>
